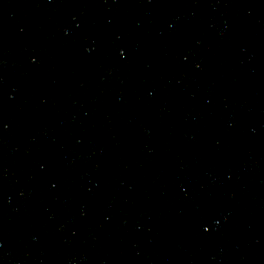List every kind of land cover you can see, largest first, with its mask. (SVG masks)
<instances>
[{
	"label": "water",
	"instance_id": "obj_1",
	"mask_svg": "<svg viewBox=\"0 0 264 264\" xmlns=\"http://www.w3.org/2000/svg\"><path fill=\"white\" fill-rule=\"evenodd\" d=\"M0 264H264V0H0Z\"/></svg>",
	"mask_w": 264,
	"mask_h": 264
}]
</instances>
